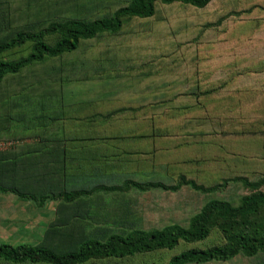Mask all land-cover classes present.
<instances>
[{
    "label": "rangeland",
    "instance_id": "1",
    "mask_svg": "<svg viewBox=\"0 0 264 264\" xmlns=\"http://www.w3.org/2000/svg\"><path fill=\"white\" fill-rule=\"evenodd\" d=\"M128 1L0 0V41L52 20L109 15ZM157 7L149 19L127 20L117 35L83 41L72 53L8 76L0 84V125L17 118L2 117L4 99L33 106L38 97L62 94L66 86L74 106H61L74 109L75 116L69 121L73 135L84 131L87 136L113 139L108 149L100 147L93 161L103 167L98 171L103 180L110 181L116 174L122 181L174 182L181 173L205 185L235 176L259 179L264 174V0H213L204 9L178 3ZM210 22L215 25L203 29ZM28 51L23 47L2 58H16ZM232 77V85L220 86ZM180 81L186 83L179 86ZM199 82L203 89L215 92H202L196 102L189 92L172 99L179 91L196 89L193 84ZM100 84L111 96L98 110L103 117L88 119L91 112L79 106V99L87 95L85 89ZM26 115L31 117L27 126L35 128L34 110ZM26 168L29 177L37 175L35 167ZM30 185L27 190L39 195L45 183ZM247 192L241 183L230 181L213 194L185 186L178 192L97 195L71 204L51 201L43 208L0 193V243L29 242L70 250L87 237L104 238L133 228L151 230L173 222L186 225L208 199L237 203ZM219 242L221 237L214 232L200 245ZM188 246L85 264H165ZM205 264H264V254Z\"/></svg>",
    "mask_w": 264,
    "mask_h": 264
},
{
    "label": "trees",
    "instance_id": "2",
    "mask_svg": "<svg viewBox=\"0 0 264 264\" xmlns=\"http://www.w3.org/2000/svg\"><path fill=\"white\" fill-rule=\"evenodd\" d=\"M212 1L129 0L126 4L116 7L109 15L102 17L58 19L52 20L38 29L18 30L12 36L0 41V84L8 76L18 75L27 67L76 51L83 41L103 35L119 34L127 20L149 19L155 16L159 4L178 3L204 9ZM221 21L222 18L218 19L217 23H221ZM214 25L211 22L207 23L203 29ZM23 47L29 50L27 54L12 59L2 58L4 54L17 52ZM230 79L231 82L224 81L220 86L232 85L235 77ZM185 83L180 81L176 84L182 86ZM193 85L196 89L179 91L172 99L176 100L177 97L188 92L193 95L194 99L202 95V92L208 91V94L215 92L203 89L202 82ZM65 90L66 86L62 88V94L40 96L33 106L27 103L22 105L21 100L4 99L6 109L2 117L9 115L10 118L15 115L19 119L10 118L6 121L7 125H0V141L19 140L25 136L34 138L39 136L41 142L70 141L80 144L81 148L39 151L34 147H20L21 145L15 144L10 149L0 151V193L15 195L21 200L34 202L38 208H43L48 201L71 204L77 200L89 199L97 195L144 193L154 190L178 192L185 186L203 194H213L224 188L230 181L241 183L248 192L242 195L237 203L225 198L208 199L200 210L190 217L186 225L173 222L151 230L133 228L125 233L111 232L104 238L87 237L76 248L70 250L58 251L46 245L29 242L18 244L2 242L0 243V262L10 264H85L92 260L124 259L158 250L174 251L181 244L189 246L173 254L165 264L225 262L237 255L254 257L264 254V189H262L264 174L257 180L246 176H235L210 185L199 183L197 179L188 177L184 173L179 174L174 182L142 181L133 178L122 181L116 174L111 176L110 181L103 180L100 177L104 176L98 173L103 167H98L97 163L93 161L97 159V151L100 147L108 149V142L113 139L107 136H87L84 131L78 133L77 136L73 135L74 132L69 121L75 116L72 115L74 103L70 101L73 98L69 90ZM85 90H87V95L79 99L81 100L79 106L88 103L85 106L91 112L87 115L88 119L103 117L98 110L101 104L107 101V96L111 95L109 89L100 84L98 87ZM86 96L89 101L84 100L87 98ZM196 99L193 102H196ZM61 103L72 107L61 106ZM32 109L36 114L34 118H36L37 126L35 128L27 126V121L31 122L28 118L31 117L26 114ZM108 118L110 117H106V119ZM41 123H44L43 126ZM90 123L93 122L90 120ZM22 125L23 127H19ZM52 126L55 128V133L61 128L64 131L66 127H70L69 140L47 137ZM47 155L50 156L47 157ZM106 159V156L103 155L102 162L105 163ZM26 166L35 167L37 175L29 177V173H26L28 170ZM91 169L93 173L90 176ZM25 183H29V186H26ZM31 183L36 185L45 183L39 195L27 190L33 187L30 185ZM214 232L220 235L221 242L208 246L200 245L206 242Z\"/></svg>",
    "mask_w": 264,
    "mask_h": 264
},
{
    "label": "crops",
    "instance_id": "3",
    "mask_svg": "<svg viewBox=\"0 0 264 264\" xmlns=\"http://www.w3.org/2000/svg\"><path fill=\"white\" fill-rule=\"evenodd\" d=\"M111 96V95H110ZM107 96V100H109V97ZM86 99V101H89V98H84V100ZM114 102H118L120 99L117 98V95H114ZM103 101V100H101ZM81 102V101H80ZM88 103H84L81 106H86ZM69 106V105H68ZM70 127H66V129L63 131L62 128L57 131L55 133V128L54 126H52L49 130V132L47 133V137H51V139L58 137V139L60 138H66L67 140H69L70 135ZM19 145H21L20 147H26V146H30V147H34L35 150H42V151H52V150H60V149H69V150H76L77 148H81L80 144H74L70 141L67 142H56V141H45V142H41L40 137H22L21 139L17 140ZM88 145H90L89 143H87ZM41 154V153H40ZM39 154V155H40ZM50 155H47V157ZM150 192V191H149ZM51 205V201L47 202L45 206L47 205Z\"/></svg>",
    "mask_w": 264,
    "mask_h": 264
},
{
    "label": "built area",
    "instance_id": "4",
    "mask_svg": "<svg viewBox=\"0 0 264 264\" xmlns=\"http://www.w3.org/2000/svg\"><path fill=\"white\" fill-rule=\"evenodd\" d=\"M17 143H18L17 140H7V141L1 140L0 141V151L10 149L12 146H14Z\"/></svg>",
    "mask_w": 264,
    "mask_h": 264
}]
</instances>
